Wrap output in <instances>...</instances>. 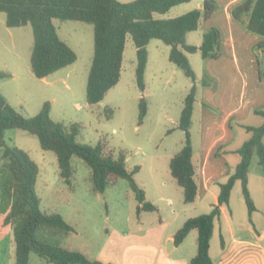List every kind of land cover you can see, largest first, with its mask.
<instances>
[{"label": "rangeland", "instance_id": "374dc122", "mask_svg": "<svg viewBox=\"0 0 264 264\" xmlns=\"http://www.w3.org/2000/svg\"><path fill=\"white\" fill-rule=\"evenodd\" d=\"M199 1L179 3L165 13H154V16L175 17L197 8ZM53 23L60 38L75 51L77 59L47 77L37 78L29 63L33 42L31 25L8 27L5 13L0 11V71L10 74L0 76V92L25 117L35 115L43 102L49 101L52 120L82 125L80 134L76 136L77 141L95 144L102 138L116 152L124 151L129 168L140 166L135 180L145 189L146 198L159 209L136 214L137 202L125 179H119L104 192L94 191L89 177L90 167L76 155L71 157L73 176L69 184L65 183L59 177L57 157L53 151L42 149L35 135L20 128H9L4 132L6 142L27 151L39 166L35 191L40 198L41 208L60 213L73 227L72 231L56 232L44 228L38 236L46 234L49 241L101 260L99 254L106 250L109 241L117 240L115 251L118 254L119 236L135 234L141 222L145 227L160 216L168 230H174L184 218L210 212L213 207L211 195L207 194L194 203L183 202L181 187L169 172V159L185 139L184 131L177 125L184 97L192 84L190 78L169 61V46L160 39L149 41L150 62L145 75L146 88L140 92L134 76L135 45L128 34L118 83L99 103L89 106L85 90L93 55V27L79 20L54 18ZM204 26L202 21L197 30L190 32L187 41L192 44L201 42ZM245 37L247 46L240 49L249 53L251 61L248 57L242 60L243 63L239 60L234 65L237 70L235 75L227 71L233 67L228 65L231 60L229 56L204 59L199 51L186 52L196 74L197 88L190 128L195 151L204 140L219 144L232 136L231 142L221 144L217 150L224 146L236 149L250 135L238 127V121L254 126L263 121L261 116L252 112L254 108H264V74L259 76L258 73V58L262 60V53L256 48L259 37L249 34H245ZM232 51L237 53L239 49ZM203 77L207 78L208 85L201 84ZM141 96L146 99L147 114L143 123L138 125ZM235 101L234 106L238 108L228 111L226 108ZM107 108L112 110L109 118L106 116ZM221 123H224L226 135L220 138L217 134ZM262 142L264 144V136ZM227 157L237 159L238 155L232 153ZM3 163L0 160V165ZM247 186L255 210L249 212L241 182L236 180L225 215L220 220L215 219V229L210 239L211 255L218 252L221 238L225 243L229 240L230 232L235 236H245L248 234L246 228H255V238L257 233H262L261 243L264 246V171L258 163L256 152L251 158ZM169 199L172 204L168 203ZM224 216L229 220L228 225ZM192 238L191 232L186 241L189 245ZM14 253L13 232L10 230L0 238V264H13ZM110 260L116 264L113 258ZM29 264L53 263L31 252Z\"/></svg>", "mask_w": 264, "mask_h": 264}, {"label": "trees", "instance_id": "16d2710c", "mask_svg": "<svg viewBox=\"0 0 264 264\" xmlns=\"http://www.w3.org/2000/svg\"><path fill=\"white\" fill-rule=\"evenodd\" d=\"M189 0H0V11L5 13L8 27L30 24L33 42L29 63L33 75L44 78L55 71L72 64L77 55L57 33L53 19L79 20L93 27V55L87 73L85 98L89 106L99 103L114 87L121 76L123 53L127 35L130 34L136 52L134 76L136 84L143 92L144 74L148 60L147 44L151 39H160L169 46L168 59L190 78L192 84L184 97L178 120V128L185 133L180 149L169 159V172L181 187L183 202L192 203L199 192V173L194 161L190 128L196 95V74L186 52L199 51L204 59L220 56L221 34L213 26L203 31L199 45L187 43L188 32L197 30L201 19L206 20L217 10L216 0H203L201 8H195L171 18H156L154 13H165L171 7ZM235 20L244 28L259 36L257 50L259 76L264 74V0H245L232 9ZM255 49V46H254ZM1 77L10 76L0 71ZM208 85L207 78L201 79ZM50 102L44 101L35 115L25 117L14 109L0 92V238L10 230L15 246L13 264H29V254L35 252L48 263L53 264H111L100 259L89 258L84 253L49 241L46 234H38L44 228L56 231H72L73 227L58 212H48L40 206V198L35 191L38 164L27 151L11 145L4 139L9 128H20L37 137L40 147L56 154L59 177L70 183L74 173L71 157L78 156L90 167L92 189L104 192L119 179H125L136 199V214L141 211H155L157 206L148 201L144 189L136 182L135 174L139 165L128 167L124 151L111 149L104 139L95 144L77 141L82 125L78 122L66 124L50 117ZM137 124L141 125L147 114L144 96L139 99ZM109 118L112 110L107 108ZM252 112L262 117L261 124L254 126L238 121L250 135L236 149L226 146L217 150V155L237 153L238 161L233 172L224 182H218L217 202L208 213L188 217L175 231L173 241L178 245L192 231L197 232V250L188 264H215L209 255L210 239L214 220L221 216L220 206H227L231 190L236 180H240L242 193L249 212L255 205L248 190V171L254 152L264 171V108H254ZM43 232V231H42ZM221 246L223 240L221 238Z\"/></svg>", "mask_w": 264, "mask_h": 264}, {"label": "crops", "instance_id": "0c3cea01", "mask_svg": "<svg viewBox=\"0 0 264 264\" xmlns=\"http://www.w3.org/2000/svg\"><path fill=\"white\" fill-rule=\"evenodd\" d=\"M217 1H218L217 10L212 14L210 18L206 20L201 19L200 24L202 23V21L205 23L203 31L213 26L219 29L221 34L219 58L221 56L222 57L229 56L231 60L228 62L229 63L228 65L233 67L227 71H230L231 74L235 75L237 70L234 65L236 63H239V60L240 62H242L243 59L245 60L248 57L251 61L250 58L251 56H249V53L244 50L243 51L241 50L242 48H245L247 46L246 43H248L245 34L254 35V36L257 35L247 31L242 23L238 22L233 18L232 15L233 7L242 3L245 0H217ZM201 2H203V0H200L198 2L197 5L198 9L201 8L202 6ZM189 34L190 32L187 33L186 40ZM187 43L189 42L187 41ZM148 44H147L148 60L145 69L144 80H145L146 70L150 62V53L148 50ZM199 44L200 42L194 45H199ZM125 49H126V45H125ZM125 49H124V53H125ZM234 49H239V52L236 53L235 51H232L231 53V50ZM145 88H146V83H145ZM235 104L236 101L231 106L229 105V107H227L226 109H228V111L232 109H237L238 106H234ZM219 129L220 132L217 134V137L221 138L226 135V130L224 129V123H221ZM232 137L226 139L225 141H222L219 144H214L215 141H211L209 143L208 140L207 141L204 140V142L201 143V146L198 147L196 151L193 148L194 150L193 158L197 164V171L199 173V178H198L199 192L194 202H196L197 199H201L205 197L207 194L211 195V197L213 198L212 204L217 202V195L219 192V187L217 183L224 182L228 178V176L233 172L234 166L236 165L238 158L231 159L230 157H227L229 154L232 153L217 155L216 151L221 144H226V143L228 144L229 142H231ZM222 149L223 148H221V150ZM145 196H146V191H145ZM168 203L172 204V201L169 199ZM225 208L226 206L224 205L220 206L221 216L218 220H220L221 217L225 215ZM158 209L159 208L157 207V210ZM143 212H147V211H143ZM187 218L188 217L184 218L174 230H168V228L165 226L164 220L160 216H158V218H156L155 220L150 221L148 225L145 227H143V223L140 221L141 224L137 229V231H135V234L133 233L125 234V235L123 234L119 236L120 252L118 254H116L115 251L117 240L112 239L111 241H109L106 250H102L101 253L99 254L100 258L102 257L101 260H105L106 262H109L111 264H112L110 260L111 258H113L114 261H116V264H188L190 259L195 255L197 250L196 230L191 231L193 235L191 245H189L186 242L190 237L191 232L178 245H175L173 241V235L175 231L182 225V223ZM224 219L226 220L228 225L229 220L226 218V216H224ZM214 229H215V224L213 227V231ZM246 231L248 234H246L245 236H235L233 235L232 232H230L229 240L223 243L224 246L223 247L220 246L218 252L217 253L215 252L214 255L210 254L211 247H209L210 257L215 264H264V246L261 243V239H263V234L257 233L256 234L257 237L255 238L254 227L246 228Z\"/></svg>", "mask_w": 264, "mask_h": 264}]
</instances>
